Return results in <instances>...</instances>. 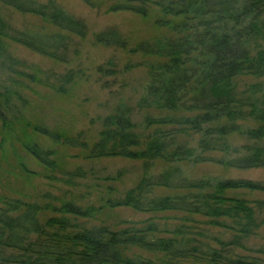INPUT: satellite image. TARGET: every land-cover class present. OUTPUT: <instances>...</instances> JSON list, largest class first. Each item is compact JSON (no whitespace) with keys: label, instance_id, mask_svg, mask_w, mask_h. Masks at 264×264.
<instances>
[{"label":"trees","instance_id":"16d2710c","mask_svg":"<svg viewBox=\"0 0 264 264\" xmlns=\"http://www.w3.org/2000/svg\"><path fill=\"white\" fill-rule=\"evenodd\" d=\"M81 1L90 7L96 4V0ZM154 8L161 13L155 25L170 35L139 43L131 51L159 60L150 67V82L137 106L148 111L145 134L136 132L131 111L123 106L103 119L99 139L91 147L80 138H66L45 127L34 130L55 142L63 140L82 148L89 159L123 157L141 160L147 168L157 161L171 166L213 162L238 170L264 168V0H121L110 11L147 18ZM4 9L38 16L57 30H17L3 16ZM88 32L82 19L69 15L55 0H0V122L4 127L11 128L22 119L14 102L22 98L21 79L42 83L22 70L10 42L65 63L72 37L83 39ZM95 40L128 48V41L114 29L97 33ZM103 70L99 69L105 75L114 74ZM248 76L257 81L241 87L240 78ZM73 78L70 73L51 87L66 94ZM234 135L245 137L246 143L233 146L230 138ZM25 148L46 168L56 170L53 152L33 140ZM156 188L171 194L156 195ZM241 189L264 191V185L242 179L191 180L173 167L158 176H144L124 197L108 201L112 208L182 216L180 226L165 230L168 238L159 235L156 224L121 230L88 228L78 221L91 218L94 209L75 203L52 207L56 215L42 220L41 214L50 205L5 199L0 207V264H182L185 260L264 264L259 257L264 255V246L254 251L259 256L236 252L261 225L257 210L262 203L226 194ZM194 217L233 232L232 238L223 241L202 230L193 232L188 223ZM204 237L213 238L216 245Z\"/></svg>","mask_w":264,"mask_h":264},{"label":"rangeland","instance_id":"374dc122","mask_svg":"<svg viewBox=\"0 0 264 264\" xmlns=\"http://www.w3.org/2000/svg\"><path fill=\"white\" fill-rule=\"evenodd\" d=\"M37 1L47 3L50 0ZM55 1L69 15L82 19L89 32L83 39L72 37L69 61L65 63L10 42V51L20 61L22 70L41 79L42 83L21 79L20 83L24 85H18V90L22 98L14 102L20 107L22 119L11 128L4 127L0 122V207L5 199L22 200L43 207L50 205L41 214L42 220H46L56 215L52 207L75 203L84 209H94L91 218L78 221L88 228L107 226L112 230H121L156 224L159 226V235L168 238L170 234L165 230H174L180 226L183 222L178 218L182 216L173 213H143L130 207L112 208L107 204L108 201L124 197L144 176H158L173 167L180 168L191 180L242 179L264 185V168L238 170L213 162H184L171 166L161 161L147 168L141 160L123 157L89 159L82 148L67 145L63 140L55 142L37 133L34 130L36 126L45 127L66 138H80L91 147L99 139L103 119L123 106L130 109L136 132L145 134L144 120L148 111H141L137 106L150 82V67L159 60L154 56L131 51L139 43L153 42L170 35L168 30L155 25L156 19L161 17L156 8L152 9L149 17L144 18L131 12H111V7L121 0H96L94 7L81 0ZM2 14L13 28L20 31L52 33L57 30L32 14L14 9H4ZM108 29L121 33L128 41V48L119 49L97 43L95 35ZM100 68L111 69L114 74L105 75L99 71ZM70 73L74 74V78L67 85L66 94L51 87L59 78ZM256 81L250 76L242 77L240 85L244 87ZM30 140L53 152L52 160L57 165L56 170L46 168L28 153L25 143ZM230 141L233 146L241 147L246 143V138L234 135ZM213 156L221 158L222 155ZM155 194L168 195L171 192L156 188ZM226 194L252 203H262L257 210L261 225L256 235L243 243L244 248L236 250L239 255L259 256L254 251L264 246V191L241 189L229 190ZM194 219V222L188 223L193 232L202 230L209 237L223 241H229L233 236V232L203 224L206 220L201 217ZM209 237L202 239L215 246L213 238ZM259 257L264 259V255ZM181 263L201 264L191 260Z\"/></svg>","mask_w":264,"mask_h":264}]
</instances>
